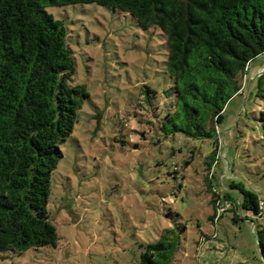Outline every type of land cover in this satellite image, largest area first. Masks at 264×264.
Returning a JSON list of instances; mask_svg holds the SVG:
<instances>
[{
    "label": "rangeland",
    "instance_id": "rangeland-1",
    "mask_svg": "<svg viewBox=\"0 0 264 264\" xmlns=\"http://www.w3.org/2000/svg\"><path fill=\"white\" fill-rule=\"evenodd\" d=\"M46 11L64 24L73 84L89 97L51 175L56 245L0 254V264H138L167 230L178 237L170 264H264L255 236L264 207L255 215L238 206L239 188L264 203L255 98L264 54L248 63L243 94L226 104L213 137L164 135L144 108L147 90L171 86L160 32L95 4ZM155 107L163 117L164 106Z\"/></svg>",
    "mask_w": 264,
    "mask_h": 264
},
{
    "label": "trees",
    "instance_id": "trees-1",
    "mask_svg": "<svg viewBox=\"0 0 264 264\" xmlns=\"http://www.w3.org/2000/svg\"><path fill=\"white\" fill-rule=\"evenodd\" d=\"M86 4L160 32L171 86L160 95L147 90L144 108L164 135L213 137L226 104L243 94L248 63L264 54V0H0V254L58 240L47 211L51 175L89 95L73 84L66 28L46 8ZM255 84L264 139V70ZM239 191V208L260 214L257 196ZM255 236L264 261V229ZM177 241L167 230L143 247L138 264H170Z\"/></svg>",
    "mask_w": 264,
    "mask_h": 264
},
{
    "label": "built area",
    "instance_id": "built-area-1",
    "mask_svg": "<svg viewBox=\"0 0 264 264\" xmlns=\"http://www.w3.org/2000/svg\"><path fill=\"white\" fill-rule=\"evenodd\" d=\"M230 207H231V205L229 203H227L226 205H224L220 208V211H225V209L230 208ZM262 207H264V203L260 202V208H262Z\"/></svg>",
    "mask_w": 264,
    "mask_h": 264
},
{
    "label": "crops",
    "instance_id": "crops-1",
    "mask_svg": "<svg viewBox=\"0 0 264 264\" xmlns=\"http://www.w3.org/2000/svg\"><path fill=\"white\" fill-rule=\"evenodd\" d=\"M262 202V201H261Z\"/></svg>",
    "mask_w": 264,
    "mask_h": 264
}]
</instances>
